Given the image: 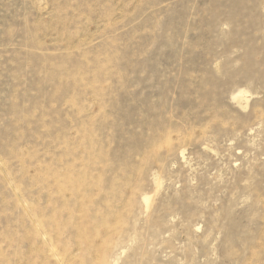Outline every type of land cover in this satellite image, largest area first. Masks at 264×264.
<instances>
[{
	"label": "rangeland",
	"instance_id": "rangeland-1",
	"mask_svg": "<svg viewBox=\"0 0 264 264\" xmlns=\"http://www.w3.org/2000/svg\"><path fill=\"white\" fill-rule=\"evenodd\" d=\"M0 264H264V0H0Z\"/></svg>",
	"mask_w": 264,
	"mask_h": 264
}]
</instances>
